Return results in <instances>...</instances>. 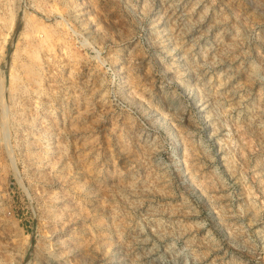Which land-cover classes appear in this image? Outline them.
Returning a JSON list of instances; mask_svg holds the SVG:
<instances>
[{"label": "rangeland", "instance_id": "obj_1", "mask_svg": "<svg viewBox=\"0 0 264 264\" xmlns=\"http://www.w3.org/2000/svg\"><path fill=\"white\" fill-rule=\"evenodd\" d=\"M2 17L0 264H264V0ZM33 20L62 39L16 85Z\"/></svg>", "mask_w": 264, "mask_h": 264}, {"label": "bare ground", "instance_id": "obj_2", "mask_svg": "<svg viewBox=\"0 0 264 264\" xmlns=\"http://www.w3.org/2000/svg\"><path fill=\"white\" fill-rule=\"evenodd\" d=\"M2 18H3L2 19L3 23L5 22L4 26H6V32L5 33L2 32V37H1V41H0V57H1L2 53L4 52V45L7 41L8 34H9L11 28H13L12 26H13V22H14L13 17L12 18L9 17V19H6L5 17H2ZM28 23H29V25L26 27V28H28V32L26 34L25 33H22V34L27 36L29 41L26 45V48H24L25 50H23V49H21V50L25 51L28 54L27 56H29V62H26V63L20 62L19 63V60H18L19 56H22V55H19L18 50L16 48H14L16 50H13L11 55H10V59L12 62L11 63L12 65L10 66V69H9L10 70V80H11V82H13V84H16V85L18 84V82L21 78V76H20L21 72L17 73L18 68L19 67L26 68L29 73L38 74L36 72V68H37L36 61L43 60L44 54L47 53L48 51L52 50V44L54 45V43H50V42H52V41H50L51 37H53V36L56 37L55 38L56 40L62 39L58 35L59 33L54 29H49L48 28L49 26L47 27L46 25H41L34 20L30 21ZM36 35L38 37L37 42L35 39L33 40V37H35ZM22 46L23 45H21V47ZM23 51H20V52H23ZM37 77H38V75H37Z\"/></svg>", "mask_w": 264, "mask_h": 264}]
</instances>
